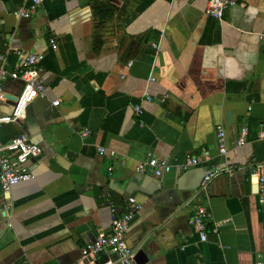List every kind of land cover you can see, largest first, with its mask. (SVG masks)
Returning a JSON list of instances; mask_svg holds the SVG:
<instances>
[{"label": "crops", "instance_id": "0c3cea01", "mask_svg": "<svg viewBox=\"0 0 264 264\" xmlns=\"http://www.w3.org/2000/svg\"><path fill=\"white\" fill-rule=\"evenodd\" d=\"M29 3L0 0V54L13 68L15 48L44 53L45 95L22 123L0 128V143L26 135L43 154L29 162L34 178L0 188V264H89L82 248L132 196L142 208L127 241L136 262L139 251L147 257L137 264L264 262V0H237L221 20L206 13L208 0H45L18 16ZM22 87L4 84L7 95ZM11 110L0 100V115ZM150 154L172 171L139 172ZM188 156L200 162L181 171ZM230 165L203 188L207 174ZM200 206L211 212L207 241L190 224ZM108 258L120 264L112 254L95 264Z\"/></svg>", "mask_w": 264, "mask_h": 264}, {"label": "built area", "instance_id": "2783aa9c", "mask_svg": "<svg viewBox=\"0 0 264 264\" xmlns=\"http://www.w3.org/2000/svg\"><path fill=\"white\" fill-rule=\"evenodd\" d=\"M45 0H30L28 6L21 8L16 12L20 17H31V15L38 9V7ZM237 0H208L206 13L216 19H223L226 10L235 6ZM259 37L264 41V33L259 34ZM51 47L57 49L58 44L55 37L50 38ZM18 63L10 68L7 65L5 54H0V100L6 101L7 93L4 84L7 80H20L23 87L17 95L15 105L9 114L0 115V128L7 124H20L28 114L29 105L39 96L45 95L46 86L40 78L42 71L41 63L45 58L42 52L32 53L22 48H15L13 50ZM133 61L128 62L130 67ZM152 81L155 77L151 78ZM154 97L147 96V100H153ZM167 96H162L160 102H165ZM54 105H58L60 100H55ZM134 110L138 115H141L144 110L141 105H135ZM83 136H88L90 130H85ZM249 134V127L244 125L239 131V136L236 140L237 146H242L246 143ZM264 138V132L260 134ZM217 142L220 154L226 155L228 147L226 143V130L222 125L217 127ZM107 149L102 146L99 147V152L104 154ZM43 154V148L37 143L31 141L26 135L16 136L9 142L0 143V188L3 194L9 193L12 188L21 182H27L34 178L33 171L29 165L32 159H35ZM112 155L115 152L112 151ZM200 162L196 156H188L184 163L178 167L181 171H186L190 167L198 165ZM173 164L167 159L154 154L139 163L137 170L139 172H149L154 176L161 177L165 173L172 171ZM112 169V167L110 168ZM234 166H226L217 171L210 172L203 180V188H208L212 179L219 173L224 171H231ZM260 193L264 195V176H260L259 180ZM130 208L125 212H119L115 208L111 214V228L109 231H101L96 238L82 248L83 258H90L89 264H95V260L101 256L110 254L115 255L120 264H137L136 253L128 245L127 234L130 224L136 213L142 208V205L137 202L135 197L128 199ZM211 217V212L204 206L198 207L190 217V224L200 234L201 241L209 239V233L214 232L208 227V220ZM87 264V263H83ZM101 264H113V261L103 259ZM256 264H264L259 261Z\"/></svg>", "mask_w": 264, "mask_h": 264}, {"label": "water", "instance_id": "95a60500", "mask_svg": "<svg viewBox=\"0 0 264 264\" xmlns=\"http://www.w3.org/2000/svg\"><path fill=\"white\" fill-rule=\"evenodd\" d=\"M7 101L12 105V107L15 105V102H16V100H17V96L16 95H8L7 96ZM141 256V257H140ZM139 257H140V261L141 262H138L137 261V263H142V261H144V260H146V255L144 254V251H139Z\"/></svg>", "mask_w": 264, "mask_h": 264}]
</instances>
